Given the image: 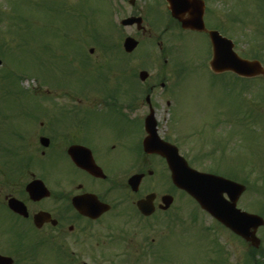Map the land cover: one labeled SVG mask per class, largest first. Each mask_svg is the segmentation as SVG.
Returning a JSON list of instances; mask_svg holds the SVG:
<instances>
[{
    "label": "flooded vegetation",
    "instance_id": "obj_1",
    "mask_svg": "<svg viewBox=\"0 0 264 264\" xmlns=\"http://www.w3.org/2000/svg\"><path fill=\"white\" fill-rule=\"evenodd\" d=\"M122 2L129 4L124 16H140L144 24L128 26L129 35L147 36L160 45L139 49L151 60L162 58V63L148 66L145 80L139 79L144 69L138 68L135 51L117 48L116 59L100 63L106 50L98 54V49L88 48L84 55L82 48L70 49L81 57L70 58L78 63L71 62L66 82L53 81V95L35 97L32 108L24 103L8 107L7 102L1 107V254L25 260L31 244L48 245L56 255L64 253L66 264H134L146 256H166L168 233L181 235L192 227L184 219V192L171 182L166 160L142 144L151 116L156 134L185 156L182 125L189 114L198 117L193 111L197 103L188 101L186 70L169 62L173 54L163 43L171 26L192 30L170 15L166 0H143L145 5L138 6L135 0H118L117 11L123 9ZM213 115L208 125L217 132L220 148L231 144L233 127L245 131L254 119L248 112L234 113L223 101ZM196 154L201 157L199 150ZM34 182L47 194L30 196L27 186ZM12 198L23 204L27 216L9 207ZM145 198L152 208L149 215L136 207ZM101 204L109 209L87 214ZM39 213L44 215L35 221ZM201 229L208 242L223 244L227 263L232 233L213 219Z\"/></svg>",
    "mask_w": 264,
    "mask_h": 264
},
{
    "label": "rangeland",
    "instance_id": "obj_2",
    "mask_svg": "<svg viewBox=\"0 0 264 264\" xmlns=\"http://www.w3.org/2000/svg\"><path fill=\"white\" fill-rule=\"evenodd\" d=\"M247 1L252 3L235 6L232 3L233 0H212L208 6L217 19L212 24L221 23L222 34L234 41V49L238 54L246 57L259 55L264 65V24L256 23L259 22L258 17L264 19V13L263 15L256 14L258 6L253 2L257 0ZM116 3L118 7V0ZM135 3L137 6L145 5L143 0H135ZM120 6L123 9L117 11L109 0H0V51L5 54L0 55V75L1 71L6 69L4 73L6 79L0 78V110L5 106L4 102H7L8 107L24 103L26 107L32 108L35 105V95L38 97L54 94L52 91L54 88L51 87L54 77L62 72L58 78L66 82L69 69L73 68L69 58L61 59L71 48H82L85 55L89 47H94L98 49L96 53L101 54L102 49L106 50L104 46L111 45L115 47L110 52L112 55L108 57L106 53L108 51H105L106 55L100 63L106 61L110 63L112 59L117 58L115 49L121 47L124 35L130 32L129 27H119V21L128 10L129 4L122 2ZM232 10L237 11L238 17L246 23L242 25L243 28L231 22ZM70 32H75L71 36L72 40L67 37V33ZM78 32H84L86 37L90 38L77 40L79 43L77 45L75 40ZM173 32L176 37L173 39L168 37L169 40L164 43V47L179 50L181 58L189 65H194L193 71L188 74L184 84L188 101L197 103L195 104L197 110H195L198 112V117L189 115L190 117L184 118L182 125L184 142L195 140V145L198 147L203 144L209 145L208 147L216 144L215 153L209 155L208 158H223L219 171L227 173L226 175L234 173L229 176L246 185L238 205L250 212L260 213L264 217V76L247 80L250 89L246 92L238 81L230 80L228 74L213 75L205 68L204 63L207 62L208 53L205 36L200 33H190V35L181 33L178 28H174ZM95 33H98L102 40L98 42L93 40L91 36ZM138 39V49L154 44L152 38L147 36ZM136 56L138 67L146 65L142 64L139 59L140 52H136ZM152 62L162 63V58L159 60L153 58ZM151 64L148 62V65ZM26 89H37V93L24 91ZM226 97L229 99L225 100ZM221 101L223 105L228 103L234 112L240 113L241 108H244L247 109L249 115L254 116V119H249L248 126L242 133L244 137L240 138V131H237L235 134L237 137L232 135L231 144L223 148L217 146V133L208 125L214 116L212 114L215 108ZM253 124L257 130L251 128ZM194 126H199V130L196 131ZM184 148H188L186 143ZM193 167L208 170L206 166H199V168L194 165ZM183 209L184 219L187 221L195 217L193 224L196 226H192L191 231L181 233V235L178 231H172L167 249L170 260L159 256L148 258L150 262H144L146 261L144 258L134 264H199L196 260V256L200 255L198 254L199 248L194 241L199 239L201 250L206 248L207 244L205 246L201 233L195 234L192 231L198 227L201 229L207 226L209 217L198 215L201 212L199 206L187 195L184 197ZM153 233L160 232L153 231ZM226 235L227 233H224L222 236ZM257 236L260 239L259 248L263 253L260 264H264V225L257 229ZM230 240L233 250L232 254H229L231 258H228L225 264H249L245 262L246 254H248L247 245L234 235H231ZM41 253L38 251L33 253L31 261H21L17 258L15 264H54L55 261L58 263L60 261L59 257L48 249L41 250ZM201 261L202 264H216L208 259ZM104 264L112 263L105 262Z\"/></svg>",
    "mask_w": 264,
    "mask_h": 264
},
{
    "label": "water",
    "instance_id": "obj_3",
    "mask_svg": "<svg viewBox=\"0 0 264 264\" xmlns=\"http://www.w3.org/2000/svg\"><path fill=\"white\" fill-rule=\"evenodd\" d=\"M168 1L171 5L172 14L176 17V9L185 7L192 8L190 18L182 19L183 26L195 29L203 28L201 10L199 6H196L194 1L192 3L189 0ZM209 34L213 45V60L211 61V66L215 71L230 69L237 74L245 76L264 73L257 60L240 58L232 50L233 44L229 39L220 36L217 31H210ZM135 44V41L130 38H127L125 41V47L128 50L132 49ZM148 146L154 147L157 152L167 156V148L164 146L161 145L157 148L155 144ZM170 167L173 180L193 195L203 208L230 227L235 233L251 241L254 246L258 245L259 240L255 237V230L259 225L264 223L263 219L258 215L240 211L235 207L236 200L244 189L243 185L219 176L199 173L189 168L185 163L177 165L174 160H171ZM36 190L32 188L30 192H36ZM222 191L227 192L230 201L222 202ZM12 208L17 210L16 207ZM0 264H12V259L0 255Z\"/></svg>",
    "mask_w": 264,
    "mask_h": 264
},
{
    "label": "trees",
    "instance_id": "obj_4",
    "mask_svg": "<svg viewBox=\"0 0 264 264\" xmlns=\"http://www.w3.org/2000/svg\"><path fill=\"white\" fill-rule=\"evenodd\" d=\"M263 0H257V1H255L256 3H257V5H258V9L260 8V3L262 2ZM245 25V24H244ZM241 28H243V26H241Z\"/></svg>",
    "mask_w": 264,
    "mask_h": 264
}]
</instances>
